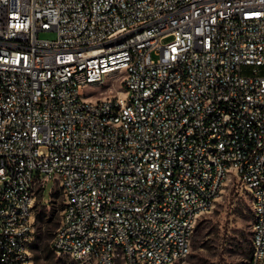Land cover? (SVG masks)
I'll return each instance as SVG.
<instances>
[{"label": "built area", "instance_id": "built-area-1", "mask_svg": "<svg viewBox=\"0 0 264 264\" xmlns=\"http://www.w3.org/2000/svg\"><path fill=\"white\" fill-rule=\"evenodd\" d=\"M234 180L264 264V0H0V264L50 181L58 255L173 264Z\"/></svg>", "mask_w": 264, "mask_h": 264}, {"label": "rangeland", "instance_id": "rangeland-1", "mask_svg": "<svg viewBox=\"0 0 264 264\" xmlns=\"http://www.w3.org/2000/svg\"><path fill=\"white\" fill-rule=\"evenodd\" d=\"M39 38L54 40L55 33L41 32ZM117 90L109 77L98 88L89 87L85 91L91 94L87 99L93 101L101 95H114ZM32 210L31 264H75L52 248L53 236L63 211L61 192L52 181L45 186L43 196L36 192ZM251 226L252 208L248 193L239 182L231 181L213 209L197 221L190 254L173 264H247L251 247H245L240 241V232H251Z\"/></svg>", "mask_w": 264, "mask_h": 264}, {"label": "trees", "instance_id": "trees-1", "mask_svg": "<svg viewBox=\"0 0 264 264\" xmlns=\"http://www.w3.org/2000/svg\"><path fill=\"white\" fill-rule=\"evenodd\" d=\"M253 219V218H252ZM251 232L248 230H242L240 232V241L245 247H251Z\"/></svg>", "mask_w": 264, "mask_h": 264}]
</instances>
